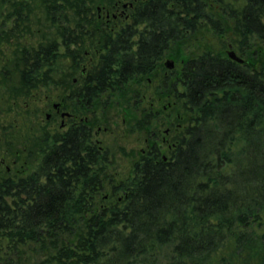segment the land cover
<instances>
[{"label":"trees","instance_id":"trees-1","mask_svg":"<svg viewBox=\"0 0 264 264\" xmlns=\"http://www.w3.org/2000/svg\"><path fill=\"white\" fill-rule=\"evenodd\" d=\"M233 1L240 6L227 18L244 55L250 38L264 41V0ZM92 2L60 0V23ZM129 3L125 28L99 35L105 47L84 75H74L81 62L67 48V27L59 29L67 66L53 43L18 51L10 96L53 87L64 110H89L155 72L169 46L202 22L224 32L208 0ZM11 7L9 33L26 31L27 6ZM241 59L205 51L163 77L185 124L172 126L166 156L155 143L128 178L109 173V151L84 123L68 119L66 131L43 134L35 167L0 177V264H18L30 246L45 253L39 264H264V65Z\"/></svg>","mask_w":264,"mask_h":264},{"label":"rangeland","instance_id":"rangeland-1","mask_svg":"<svg viewBox=\"0 0 264 264\" xmlns=\"http://www.w3.org/2000/svg\"><path fill=\"white\" fill-rule=\"evenodd\" d=\"M11 1L14 2L0 0V177L5 172L10 176L19 177L32 170L39 159L38 147L45 143L43 134L63 132L71 125L68 119L62 120L53 111V105H61L59 90L53 87L39 88L33 91L30 97L10 96L9 89L12 83L8 80L7 74L18 51L55 42L59 46L58 65L67 66L71 60L64 54L67 48L72 51L75 47L72 45L66 48L61 44V35L56 25L45 20L38 0H15L24 1L29 7L27 22L23 24V28L28 29L13 33L14 35L10 34V29L14 27L9 17ZM103 1L105 0H93L90 8L95 10L104 4ZM124 1L126 4L130 2ZM208 3L214 18L223 24V34L215 33L209 25L202 22L196 33L187 34L182 40L169 46L162 55L160 67L155 72L132 80L107 99L102 98L101 102L89 110L76 112L75 108L72 109L73 104L69 106L70 109L65 110L67 114L70 112L76 117L75 119L72 116L71 121L85 120L82 123L91 131L92 140L109 151L111 158L109 173L115 178L130 177L135 161L157 142L160 143L162 155L166 156L167 144L174 131L172 126L179 129L185 124L181 119L183 115L174 94L167 95L164 91L161 80L165 75L177 69L181 63L197 58L205 51L227 57L228 52L233 51L240 59L264 65V41L250 38L247 45L249 48L244 49V55L238 50L239 44L227 15L229 9H238L240 3L233 0H208ZM69 21L62 25L67 28L73 27L70 12ZM79 49L84 51L88 48L81 46ZM167 61L173 62L171 70L165 67ZM82 69L86 73L89 69L88 62L79 65L78 71L74 73L75 77L81 74ZM45 257L44 252L30 246L23 249L17 262L39 264Z\"/></svg>","mask_w":264,"mask_h":264},{"label":"flooded vegetation","instance_id":"flooded-vegetation-1","mask_svg":"<svg viewBox=\"0 0 264 264\" xmlns=\"http://www.w3.org/2000/svg\"><path fill=\"white\" fill-rule=\"evenodd\" d=\"M24 3V1H22ZM103 5L97 7L95 10L92 8H88L85 10H70L72 13V25L73 27L69 28V46L74 45V49L69 51L72 53V57H74V61L79 62H96L101 53L103 52V48L105 45L102 43V37L100 39L99 35L103 33L104 36L111 35L112 37L116 36L120 32V30L124 29L126 24L125 21L128 20V16L126 15V10L131 7L130 3L126 4L124 0H110L109 5L103 1ZM25 10H29L28 5L24 3ZM38 4L43 9L45 20L49 22V24L53 23L56 25L58 31L62 24H60V9L59 4L60 0H38ZM53 5V8H51ZM33 8V7H32ZM24 10V14H25ZM86 12V15H83L81 18L77 16V12ZM13 13L12 8L10 9L9 16ZM26 16V14H25ZM12 19V17L10 16ZM70 24V25H71ZM64 28L67 26H63ZM57 46L55 42H51ZM63 44V41L62 43ZM64 45V44H63ZM85 46L86 50L80 51L79 47ZM82 53V54H81ZM81 73L84 75L85 71L82 69ZM55 115H59L62 120L72 119L75 116L72 114H67L63 107L59 104L57 108H53ZM73 116V117H72ZM49 118V117H48ZM47 119V118H46ZM82 123L85 120L80 119L78 122ZM64 126V122L63 125Z\"/></svg>","mask_w":264,"mask_h":264},{"label":"water","instance_id":"water-1","mask_svg":"<svg viewBox=\"0 0 264 264\" xmlns=\"http://www.w3.org/2000/svg\"><path fill=\"white\" fill-rule=\"evenodd\" d=\"M228 58L231 59V60H233V61H235V62H237V63H240V64H242L244 62L242 59H240L239 57H237L233 51H229L228 52ZM173 66H174L173 65V62H171V61H167L165 63V67L167 69H169V70H171L173 68ZM57 107H58V104L53 105V108H57ZM48 117L49 116H47V118Z\"/></svg>","mask_w":264,"mask_h":264}]
</instances>
